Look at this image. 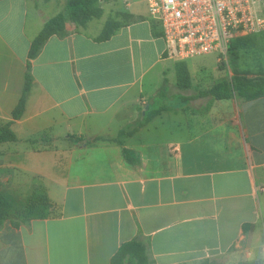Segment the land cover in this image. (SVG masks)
Instances as JSON below:
<instances>
[{"label": "crops", "instance_id": "0c3cea01", "mask_svg": "<svg viewBox=\"0 0 264 264\" xmlns=\"http://www.w3.org/2000/svg\"><path fill=\"white\" fill-rule=\"evenodd\" d=\"M34 1L31 12V0H0L4 120L24 89L32 40L62 9L45 0V14ZM114 2H102L108 17L99 23L103 14L85 28L67 20L65 33L50 36L31 60L25 111L12 124L18 140L0 143V190L36 181L53 205L29 224L4 222L0 264H110L138 235L149 239L154 264H239L243 252L257 256L264 242V96H206L177 106L183 93H176L140 126L164 79L168 96L177 88L176 61L163 56L146 9L111 11ZM121 11L146 18L98 40ZM195 60L185 62L191 78L195 67L209 66L202 60L190 68ZM194 88L203 90L192 81ZM203 98L207 106H192ZM128 127L134 132L120 135ZM124 147L139 164L127 163Z\"/></svg>", "mask_w": 264, "mask_h": 264}, {"label": "trees", "instance_id": "16d2710c", "mask_svg": "<svg viewBox=\"0 0 264 264\" xmlns=\"http://www.w3.org/2000/svg\"><path fill=\"white\" fill-rule=\"evenodd\" d=\"M112 1L114 0H67L64 10L58 12L56 15L45 21L42 29L31 42L28 52L25 85L21 97L13 109L12 119L0 125V143L18 140L14 130L12 129V124L16 120L20 119L25 111L27 95L32 87L33 81L30 73L31 60L38 55L46 40L54 34H64L65 23L67 20H71L78 27L85 28L92 19L100 18L102 16V2L109 3ZM145 18L146 17L143 15L135 16L134 14L128 12H116L113 17L111 16L106 21L102 33L97 39H107L119 27L127 25L133 21H137V19L143 20ZM151 23L153 26L154 35L161 36V32L158 30L155 23L152 20ZM256 34L239 36L234 40L240 45L247 37ZM231 46H234L233 42H231L230 47ZM223 66H225L224 62L219 65V68L224 69ZM175 70L177 88L182 90L191 89L192 78L190 70L185 61L175 62ZM169 89L170 85L168 79L165 78L164 83L161 89H159L157 95L151 98V100L147 103L149 107L146 110L144 120L140 123V126L145 125L156 115L168 108V104L164 103L163 101L168 97L167 93ZM206 96H210L219 100L230 99L233 97H239L244 100L255 99L264 96V77L250 78L242 75H236L235 77L225 75L217 78L213 85L208 89L197 90V92L192 95H177V97L183 101ZM133 132L134 131H121L120 135L124 133L132 134ZM98 139L104 138L99 137ZM114 140L120 142L119 138ZM123 156L127 163L131 165L140 163V158L137 156L136 152L129 148H123ZM39 188L42 192L41 194H37V196H35L31 193L32 195H30L27 199H20L0 190V229L7 219H11L15 226H20L22 224H29L33 218H42L48 215L50 207L53 204L50 202L44 186L39 184ZM37 210L39 213H37ZM149 248V239L142 235H138L135 238L125 241L121 244V246L112 256L110 264H154V260L149 255ZM239 264H263V262L253 259L242 261Z\"/></svg>", "mask_w": 264, "mask_h": 264}, {"label": "built area", "instance_id": "2783aa9c", "mask_svg": "<svg viewBox=\"0 0 264 264\" xmlns=\"http://www.w3.org/2000/svg\"><path fill=\"white\" fill-rule=\"evenodd\" d=\"M148 18L164 41L163 56L176 62L209 54L225 57L231 42L264 31V0H145ZM247 260L264 264V242Z\"/></svg>", "mask_w": 264, "mask_h": 264}, {"label": "rangeland", "instance_id": "374dc122", "mask_svg": "<svg viewBox=\"0 0 264 264\" xmlns=\"http://www.w3.org/2000/svg\"><path fill=\"white\" fill-rule=\"evenodd\" d=\"M38 1L40 3V7L43 8V10L41 12H44L46 14V12L48 11L47 13H50L49 8L46 9L43 7V6L47 5L46 1L45 0H38ZM65 1L67 2V0H57V3H55V4H54V2H51L48 4L49 5L48 7H50L51 5L55 6L56 8H57V6L59 8L62 7V9L60 10V11H62V10H64L63 7H65V5H66ZM34 2H35L34 0H31V4H30L31 5V9H30L31 12H35ZM128 7H130L132 10H133V8L134 9H140L142 11H144L146 9V14L148 17L147 4H146L145 0H126V1L125 0H115L114 6H112L111 11L124 10ZM140 10H137V11L140 12ZM60 11H58V12H60ZM107 17H108V11L106 10L105 13L103 14V16L101 17V19H96L95 21H96V23H99L101 20H103ZM232 42H233L234 46H231L229 48L227 55L225 57H218V55L214 53V54H209V55L202 56V57H197L194 62L190 61L188 63L190 68H192L193 63L199 62L202 60L207 62L209 65V66H203V68L202 67L201 68L195 67V69H193L192 81H193L194 87L199 88V89H206L213 83V81L218 76H221V75H223V76L229 75L231 77H235L236 75H242V76L250 77V78L264 77V32L247 37L245 39V41L243 43H241L240 45L237 43V41L235 42V40H233ZM217 57H218V62H217ZM168 62L172 63V60H169ZM223 62L225 63V66H223L224 69H218L217 66L221 65ZM200 69H202L203 71L200 72L199 71ZM200 74H202V76H200ZM171 78H172V75H171ZM175 79H176V76H175ZM194 92H195V88L182 91V90L177 89L172 84L170 94L168 97L171 99V98H173V95L176 93L192 94ZM173 101H174V99L172 101H169V99H168L167 101L165 100L163 102L167 103L168 105L169 104L172 105ZM176 101L177 102L174 103V105H177V106H183L185 103H187L186 101H182L180 99H178V100L176 99ZM208 104H209V100L207 98L192 101V106H194V107L207 106ZM180 115H182V114H180ZM7 121H9V120H4L0 117V125L6 123ZM130 129L131 128L128 127L125 130L130 131ZM159 134H161V135L167 134V132L161 131V132H159ZM39 184L40 183L35 181V183L33 185H31L30 187L29 186H26V187L18 186L17 188L12 187V188H10V191L7 193L11 194L12 196H16L17 198H20V199H27L32 194L37 196V194L39 195L42 193L40 188H39ZM261 203H262V207L264 209V193H262V196H261ZM37 213H39L38 210H37ZM255 249H257V248H255ZM256 252L259 253V250L257 249ZM246 260L247 259L245 256V252H243L239 261L242 262V261H246ZM222 262H223V260H222ZM230 262L231 261H229V263ZM218 264H221L220 261H218Z\"/></svg>", "mask_w": 264, "mask_h": 264}, {"label": "water", "instance_id": "95a60500", "mask_svg": "<svg viewBox=\"0 0 264 264\" xmlns=\"http://www.w3.org/2000/svg\"><path fill=\"white\" fill-rule=\"evenodd\" d=\"M148 105L146 106V108H145V110L143 111V115H145L146 114V110L148 109Z\"/></svg>", "mask_w": 264, "mask_h": 264}]
</instances>
